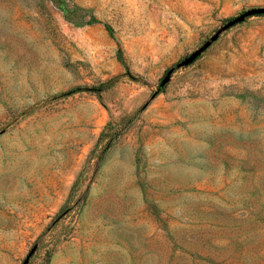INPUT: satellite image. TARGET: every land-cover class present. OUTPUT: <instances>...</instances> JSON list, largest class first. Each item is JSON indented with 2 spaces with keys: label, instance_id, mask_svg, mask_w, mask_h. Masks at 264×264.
<instances>
[{
  "label": "rangeland",
  "instance_id": "obj_1",
  "mask_svg": "<svg viewBox=\"0 0 264 264\" xmlns=\"http://www.w3.org/2000/svg\"><path fill=\"white\" fill-rule=\"evenodd\" d=\"M260 7L0 0V264H264Z\"/></svg>",
  "mask_w": 264,
  "mask_h": 264
},
{
  "label": "water",
  "instance_id": "obj_2",
  "mask_svg": "<svg viewBox=\"0 0 264 264\" xmlns=\"http://www.w3.org/2000/svg\"><path fill=\"white\" fill-rule=\"evenodd\" d=\"M258 15H264V8L260 7V8H251L243 13H241L239 16L230 19L227 23H225V25L222 26V28H220L218 30L217 33H215L214 35H212L210 37V39L208 41H206L199 49L195 50L194 52H192L191 54H189L187 57H185L182 61H180L179 63H177L176 67L177 68H181V67H185L190 65L191 63H193L201 53H203L207 48H209V46L211 45V43L215 42L218 38V34L222 31V30H228L231 27L238 25L240 23H242L245 19L253 17V16H258ZM174 68H170L166 71L164 77L161 79L157 90L155 91V93L153 94V97L155 95H157L159 93V91L169 82L171 74L173 73ZM30 255H28L26 257V260H28Z\"/></svg>",
  "mask_w": 264,
  "mask_h": 264
},
{
  "label": "trees",
  "instance_id": "obj_3",
  "mask_svg": "<svg viewBox=\"0 0 264 264\" xmlns=\"http://www.w3.org/2000/svg\"><path fill=\"white\" fill-rule=\"evenodd\" d=\"M258 16H264V15H258ZM105 28H106V30L108 31L109 34H112V29H111V27L109 25H106ZM101 86H103V85H101ZM80 91H81L80 88H75V89H72V90H69V91L63 93L61 96L69 97V96H72L74 94L79 93Z\"/></svg>",
  "mask_w": 264,
  "mask_h": 264
}]
</instances>
